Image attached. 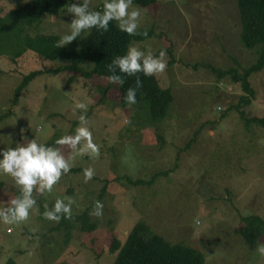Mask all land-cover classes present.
Here are the masks:
<instances>
[{
	"label": "rangeland",
	"instance_id": "rangeland-1",
	"mask_svg": "<svg viewBox=\"0 0 264 264\" xmlns=\"http://www.w3.org/2000/svg\"><path fill=\"white\" fill-rule=\"evenodd\" d=\"M26 1L0 0V16ZM87 3L90 11L102 12L105 0ZM68 4L57 15L43 16L29 33H67L73 18L66 13ZM133 8L141 13L137 32L150 34L129 47L154 56L166 53L165 70L155 74L174 96L163 120H149L140 104L123 106L119 90L107 79L71 78L69 73L37 75L15 104L24 75L69 60L52 61L31 50L16 61L0 54V149L32 139L47 145L55 136L73 135L78 126L91 131L99 149L95 157L73 153L70 171L51 192L40 196L34 190L36 204L26 221H0V264L9 259L17 264H114L113 238L124 242L139 221L171 243L201 250L205 264H264L256 252L264 233L249 245L238 231L246 217L264 220V124L247 121L264 118V69L249 79L255 96L242 106L245 118L235 108L246 94L240 82L218 79L213 72V67L242 71L258 59L257 50L241 41L238 1L156 0ZM70 45L74 49L77 42ZM75 103H84L86 110ZM56 147L65 157L71 153L67 145ZM87 168L94 174L85 182ZM0 182L4 209L19 189L10 176L0 174ZM57 198L73 201L71 216L44 219L45 208L50 210ZM96 201L103 205L99 217L90 214Z\"/></svg>",
	"mask_w": 264,
	"mask_h": 264
},
{
	"label": "trees",
	"instance_id": "trees-1",
	"mask_svg": "<svg viewBox=\"0 0 264 264\" xmlns=\"http://www.w3.org/2000/svg\"><path fill=\"white\" fill-rule=\"evenodd\" d=\"M156 0H132V4L148 6ZM242 23L241 41L248 49H256L257 61L242 71L238 68H215L213 72L218 79L229 76L234 82H240L245 95L241 102L236 105L241 116L245 118L242 106L249 105L251 97L254 98L255 91L251 86L250 77L264 69V0H237ZM74 0H27L17 4L8 13L0 16V54L5 52L12 61H16L26 51H34L49 60L64 58L69 60L68 64L56 69L34 70L24 75L21 84L15 90L14 103L24 88L37 75L42 73H69L71 78L107 79L112 74L109 72V65L116 56L126 53L134 40H141L150 32H137L135 35H128L121 32L117 22L110 21L108 30L97 31L95 28L82 32L74 39L77 47L72 49L70 43L65 46H58L60 37L54 34L34 35L29 30L40 24L45 15L54 16L60 11V7L70 4ZM114 67V66H113ZM118 71V70H116ZM124 79L123 85L116 86L121 94V103L127 105L124 95L129 87H136V79L139 77L141 86L136 89V103L140 108L147 111V117L152 121L163 120L169 113L173 101L172 89L169 86H162L156 75L145 77L143 73L135 76L120 74ZM105 92V90L103 91ZM11 112L6 113L9 115ZM248 122H260L264 124L262 117H249ZM56 136L48 142V146L55 145ZM76 170V169H72ZM154 175L151 181L156 178ZM141 180L142 183H150ZM2 186V182H0ZM245 225L238 231L249 245H255L257 240L264 233V220L259 216L244 218ZM96 225L92 226V230ZM85 229V227H84ZM69 234V233H68ZM110 252L116 254L114 264H205L206 256L201 250L184 243H171L162 235L152 231L145 221L137 222L124 242L114 237L110 246ZM5 264H17L9 259Z\"/></svg>",
	"mask_w": 264,
	"mask_h": 264
},
{
	"label": "clouds",
	"instance_id": "clouds-1",
	"mask_svg": "<svg viewBox=\"0 0 264 264\" xmlns=\"http://www.w3.org/2000/svg\"><path fill=\"white\" fill-rule=\"evenodd\" d=\"M132 0H105L103 11H90L87 0L84 3H71L66 8V13L72 14L69 31L63 34L58 46H65L80 36L82 32L95 28L97 31H107L109 22H117L121 32L128 35L137 34L138 18L141 13L138 9L129 10ZM165 51L161 50L158 56L151 52L145 54L136 47H129L122 56H116L109 65L108 77L111 84L123 85L124 79L120 74L135 76L143 73L145 77L161 73L166 68L163 57ZM114 66V67H113ZM118 70V71H116ZM136 87H129L124 95L127 104L136 103V89L141 86L139 77L136 79ZM76 109L86 110L84 103H75ZM80 124L85 125V117L80 116ZM55 145H67L71 153L65 157L59 147L38 143L35 139L26 144L0 149V174L10 176L14 185L19 189L16 198H9L7 207L0 209V221L5 224L24 222L29 217V212L36 204L33 192L42 196L45 192H51L62 174L70 171V161L73 153L95 157L99 155L98 146L92 140V133L86 126H78L73 135H64L55 141ZM85 182L93 177V169L83 170ZM73 201L57 198L49 210L45 208L42 213L44 219L58 222L61 215L65 219L71 216ZM103 205L96 201L91 215H102ZM256 252L264 257V243H258Z\"/></svg>",
	"mask_w": 264,
	"mask_h": 264
}]
</instances>
